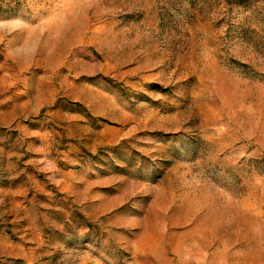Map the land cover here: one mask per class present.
Masks as SVG:
<instances>
[{
    "label": "rangeland",
    "instance_id": "1",
    "mask_svg": "<svg viewBox=\"0 0 264 264\" xmlns=\"http://www.w3.org/2000/svg\"><path fill=\"white\" fill-rule=\"evenodd\" d=\"M0 264H264V0H0Z\"/></svg>",
    "mask_w": 264,
    "mask_h": 264
}]
</instances>
